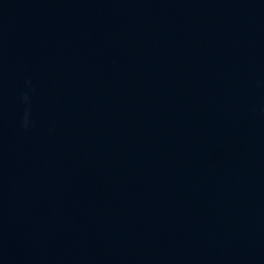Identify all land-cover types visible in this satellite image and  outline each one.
<instances>
[{"label":"water","instance_id":"obj_1","mask_svg":"<svg viewBox=\"0 0 264 264\" xmlns=\"http://www.w3.org/2000/svg\"><path fill=\"white\" fill-rule=\"evenodd\" d=\"M0 264H264V0H0Z\"/></svg>","mask_w":264,"mask_h":264}]
</instances>
